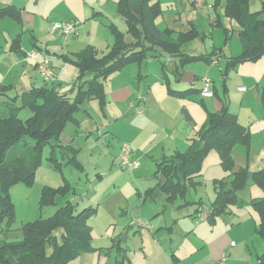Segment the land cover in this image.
Segmentation results:
<instances>
[{"label": "rangeland", "instance_id": "rangeland-1", "mask_svg": "<svg viewBox=\"0 0 264 264\" xmlns=\"http://www.w3.org/2000/svg\"><path fill=\"white\" fill-rule=\"evenodd\" d=\"M118 1L69 0L70 3L85 4L86 13L91 17L89 19L77 20L78 18H75L76 20L67 22L50 19L51 23L42 24L36 15L27 18V21L31 23V28L33 21L36 23L34 24L37 31L35 33L41 47L52 44L50 41L57 39L61 48L65 50L63 54L58 53L59 57L50 54L51 59L58 61L61 65L54 64L51 60L54 65L51 66L58 74L67 70L68 74L74 75L70 72L72 70L70 68L75 65L66 61L61 55L70 56L72 59V54L88 47H95L100 53L107 52L112 47L114 35L110 25L115 24L122 31L126 29L121 26L122 16L118 11ZM196 1L198 0H159L161 7L156 17V24L162 31L166 29L174 31L173 37L176 40L180 33H189L192 36L191 43L183 47L187 53L194 55L222 53V57L211 64L192 62L193 66L197 68V72H195L197 76L211 80V91L214 94L202 98L203 94L198 92L194 94L195 98L189 100L169 97L167 105L175 104L174 100L182 101V108L188 110L193 117V120H189L184 112L183 125L186 122L192 124L195 120L199 127H202L208 117L209 108L210 111L216 112L217 109L220 110L227 104L229 111L237 115L239 122L246 127L251 136L249 144H237L238 147L236 146L237 148L233 152L235 165L238 168L247 166L252 170L254 169L252 164L259 166L264 163V104L258 91V88H264V55L256 61H237L234 65H229V59H238L244 52L239 35V25L226 17L225 0H205V6L200 10L193 4ZM18 3L24 2L19 1ZM50 4L51 1L47 3L44 1L37 6L30 4L29 7L30 11L37 12L43 11L45 6ZM249 4L250 10L253 12H259L263 6L261 0H250ZM56 6L57 4L54 2L50 9H55ZM61 7L66 10L72 9ZM52 12L56 13L54 10ZM261 16L264 17V14ZM44 21L47 22V20ZM0 22V47L7 45L4 35L1 34L2 29H5L3 30L4 34H7L13 28L17 29L23 45L32 46L30 39L34 38L33 32L24 21L23 24H20L11 18H6ZM10 24H12V28H10ZM58 24H75L78 33H72L69 37H65L60 30L53 31L54 26ZM55 34L57 35L52 38ZM72 35L75 37L70 38ZM79 37L81 38L79 39ZM75 41L76 43L73 44ZM26 53L22 56L23 59H25V55L30 57L32 51ZM33 53L39 55L40 52ZM167 63L170 83L173 88L185 90L192 87L194 81L189 79L180 82V85L177 84L176 76L172 73L173 65L169 61ZM126 68H128L127 73H123L127 74L126 78L131 77V73L141 68L139 70L142 75L140 85L144 92L141 95L149 94L147 95L149 103H143L140 108L160 105L157 97L165 90L162 86L164 83L162 62L149 59L141 67L133 64ZM185 74L186 72L184 76ZM40 77L39 80L44 85V78L41 75ZM193 77L194 75H192V79ZM76 78L77 75L72 78L67 75L66 82L63 80L66 84L62 82V86L71 89ZM143 79H146L147 84H144ZM135 84L138 86V80L135 81ZM239 86H245L247 91H240ZM201 87H205L202 80L197 82L196 88L201 89ZM72 95L73 93H70V96ZM90 102L96 108L99 107L98 101H89L85 103L81 112L92 106ZM18 105H21V102H18ZM124 111L137 117H124L123 110L118 109L116 110L118 120L113 117L106 119L105 114L96 109L93 114V119L96 122L89 123L91 128L81 129L85 136L77 141V145L82 148L78 153V160L83 166L82 171L78 170L75 163L68 162L62 157L60 158L62 164L60 169L51 165L49 159L52 146L43 147L35 184L29 187L21 182H14L10 187V196L14 206V221L10 228L7 222L1 224L3 233L0 234V241H21L23 225L53 217L61 205L67 200H72L77 204V212L84 211L90 206L97 208V211L90 219V224L93 227L90 245L93 250L82 253L70 264H150L162 259L161 254H165V252L172 254V248L175 249L177 255H182L185 264H212L205 250L197 252H193V250L200 247L201 237L212 235L213 228L216 236L219 239L221 237V241L226 239L229 245L234 242L235 246L239 248L241 245L245 247V242L250 243L256 260L257 252L263 253L264 251V240L259 231L260 221L257 209L253 204L259 186L252 180H248L238 192V202L231 205L226 213L220 215L215 224H211L208 220L197 223L190 216L176 221L173 217L166 219L171 209L176 215H180L186 214L187 211L191 212L197 205L204 208L210 207L216 198L215 181L228 177L231 172L224 170L218 151L213 149L208 152L204 161L203 176L196 180L199 183L196 185H193L191 181L187 183L185 199L181 194H178L177 202L169 204L166 201V194L160 189L155 191L153 197L146 198L147 189L156 186L154 175L158 166L153 159L154 155H157L155 159L161 157L158 154V145L161 143L173 145L177 135L180 136L182 126L177 131V135L175 133L170 140L171 128L160 126L159 129H154L153 124L143 120L148 118L149 113L146 112L143 115L128 105ZM32 114L30 109L25 108L19 113V117L26 120ZM72 126H68L69 129L67 128L65 133L71 135ZM177 127L178 121L172 128L176 129ZM197 131L195 130L192 138L197 135ZM154 133H157V136ZM134 137L138 139L134 144L136 151L138 154L142 153V157L144 156L143 158L134 157L140 162V166L136 170L122 167L117 160L122 144L128 143L135 149L131 144ZM87 140L88 142H86ZM189 144L190 142L188 146L184 147V151L189 148ZM153 146L156 147L155 150L152 149ZM140 168H142L141 172ZM67 182L75 188L74 194L72 192L61 193L54 198L48 196L43 198V190L46 186L58 189ZM262 193L261 190V195ZM185 201L192 203L190 207L181 211L176 210L175 206ZM158 208H160L159 213L156 211ZM164 220L166 227L161 225ZM141 222L149 224V227H141ZM198 227L203 230V233H200L199 229L196 230ZM58 234L61 237L62 233L58 232ZM191 253L195 254L190 255ZM240 254L235 257L236 261L233 264L251 263L250 252H246L247 257ZM226 260L227 258H222L220 262Z\"/></svg>", "mask_w": 264, "mask_h": 264}, {"label": "trees", "instance_id": "trees-1", "mask_svg": "<svg viewBox=\"0 0 264 264\" xmlns=\"http://www.w3.org/2000/svg\"><path fill=\"white\" fill-rule=\"evenodd\" d=\"M225 1L226 17L239 25V35L244 46L242 55L238 59H229V65L237 61H256L264 55V17L261 16L264 14V0H261L263 6L259 12L250 10V0ZM160 7L159 0H119L118 11L127 30L124 32L117 25H110L114 43L107 52L100 53L95 47H88L72 54V59L61 55L78 70L77 78L68 92L61 91L56 82L48 83L45 80L42 87H33L20 93L15 92L13 86L0 85V234L3 233L2 223L7 222L10 228L14 221L10 187L14 182L29 187L35 184L44 146H52L49 159L51 165L60 169L62 157L75 163L78 170H83L78 160L79 150L72 146L64 147L59 141L67 125L77 122V113L82 110L85 102L96 100L102 110L105 108L106 83L112 75L130 65L141 67L149 59H156L162 62V79L170 97L189 100L198 92L203 94L204 88H196L198 78L188 89L173 88L167 62L174 61L172 73L176 81L181 82L188 64H211L221 58L222 53L194 55L184 51L183 47L191 43L192 36L180 33L176 40L173 37L174 31L160 30L156 24ZM5 18L23 24L21 11L14 6L0 9V20ZM13 49L21 54V37L15 39ZM261 100L264 104V90L261 92ZM25 108L33 114L22 120L19 113ZM184 111L187 118L192 120L190 114ZM208 111L205 123L197 135L190 139L189 148L186 151H175L157 162L158 170L154 175L156 186L148 189L145 197H153L155 191L160 189L166 194L168 203H176L178 194L185 199L187 183H199L196 180L203 176L207 154L214 149L220 155L224 170L231 172L228 177L215 181L216 198L207 208V220L215 224L220 215L238 202V192L248 180H252L264 193V169L252 171L247 166L237 168L233 152L237 144H249V131L239 122L237 115L229 111L227 104L220 111ZM70 192L74 194L75 188L69 182L58 189L46 186L43 198H54ZM253 202L260 221L259 231L264 240V195L255 198ZM191 204L186 201L180 203L179 209L188 208ZM196 208V212L190 215L197 221L204 207L197 205ZM77 210V204L67 200L53 217L23 225L21 241H0V264H70L82 253L92 251L90 242L93 227L90 219L96 214L97 208L90 206L81 212ZM58 232L62 233L61 237ZM258 262L264 264V251L258 256Z\"/></svg>", "mask_w": 264, "mask_h": 264}, {"label": "crops", "instance_id": "crops-1", "mask_svg": "<svg viewBox=\"0 0 264 264\" xmlns=\"http://www.w3.org/2000/svg\"><path fill=\"white\" fill-rule=\"evenodd\" d=\"M19 1H22L24 3L20 4V3H18ZM44 1L46 3L48 1L49 2L51 1V4L49 6H45L43 11H37V12L36 11H30V7H29L30 4H32V5L34 4V6H37V4H40ZM54 2H56L57 6L55 9L51 10L50 6ZM9 6H14L21 11V17H22L23 21L26 23L27 27H29V28H31L30 27L31 23L27 21V18H29V16H32V15L38 16L40 18L42 24L43 23H51L49 21L50 19H55V20H58L59 22H64V21L67 22V21L76 20L75 18H78L77 20H83L85 18H87V19L91 18L90 15H87V13H86L87 10H86L85 4L83 5L81 3L78 5L77 3H70L69 0H67V1H64V0H0V9L6 8ZM61 6H65V8H72V9L66 10ZM90 8L94 9L93 7H90ZM53 10L56 13H53L52 12ZM33 18H35V17H33ZM44 20H47V22H45ZM34 24H36L35 21H33L32 28H31V30L33 32L32 36L34 37V38L30 39L32 46L28 45V47H27V45H23V42L21 40V50H22L21 54H24V53L27 54L26 52H28L30 50L32 51V53L35 51H38L40 53H38L39 55L36 54L37 52L35 53L37 55L36 58L29 57V56L25 55V59H23V57H22L23 55H21L20 53H18L17 51H15L13 49L14 41L18 36V31L16 28L10 29L9 33H7V34H4L3 30H5V29H2V33H1L2 35H4L5 40L7 42V45L5 47H0V85L13 86L14 91L17 93H20V92L27 90V89H32L33 87H42L43 84L39 80V79H41V77L37 71V65L39 63H42V62H48V63H50V65H53L52 61L54 62V64L60 65V63L58 61L51 59L50 54L58 56L60 53L61 54L65 53V50L63 48H61V46H60L61 44L59 43V41L57 39L51 40L50 43H52V44H47L44 47H41L39 45V40L36 37L35 32H37V31L35 30L36 26ZM121 26L126 27V24H125L123 18H122ZM10 28H12V24H10ZM126 30H127V27L124 30V32ZM56 35L57 34L53 35L52 38H54ZM73 37H75V36L72 35L70 38H73ZM80 38L81 37H79V39ZM75 43H76V41L73 42V44H75ZM72 52H78V51H72ZM169 63L171 65H173V68H174V61L169 60ZM70 69H72L70 72L73 73L74 75L68 74L67 70L61 71L59 74L56 72L57 73L56 83L58 85H60L59 89L63 92L70 91L69 90L70 88L68 89V87L62 86L64 83L63 80H65V82H66V79H65L66 76L68 75L70 78H72L75 75H78V70L75 66L73 68H70ZM127 69L128 68H125L121 72L115 73L114 75L111 76V79L108 80L109 82L107 81V83H106L107 104H106L105 108L102 110L100 105L98 108H96V106L92 102H90V103H92V104H90L92 106L89 109L86 108L82 112L80 110V112H78L79 114L77 113V117H76L78 123L77 122H71L68 124V126L73 125L71 130H70L71 135L65 133L68 126L66 127L65 131L61 135V138L59 141V143L61 145H63L64 147L72 146V147L78 149L79 152H81L80 150L82 148H79L77 145V141H79L80 139H82L85 136V133L81 129L84 130L87 128H91L89 126V123L96 122L93 119V116H94L93 114H94V112H96V109H97V111H99V110H100V112L102 111L105 114L106 119L108 117L109 118L113 117L114 119L118 120L117 113H116V110H118V109L123 110L124 117H128V116L137 117L136 115H131L129 113H126V111H124V109L126 108V105L130 106L131 104H134L140 108V106L143 103H146V104L149 103L147 101L148 100L147 95H149V94L145 93L146 95H141V94H144V92H142L143 89H141V85H140L141 84L140 78L142 77V75H141V73H139V70L141 68H139L136 72L131 73V75H130L131 77H129V78H126L125 75H127V74H123V73H127L126 72ZM185 72H186V74H185V76H183L181 82H183L187 79L195 81V78H198L199 82H200V80H202L204 82V80H203L204 78H201L200 76L196 75L195 72H197V68L194 67L192 63L188 64L185 67ZM192 75H194L193 79H192ZM136 80H138V86H136V84H135ZM142 81H144V84H147L146 79H143ZM64 84H66V83H64ZM177 84L180 85V82H178ZM193 84H194V82H193ZM162 86L165 88V90H164V92L159 94V96L157 97V98H159V102H160L159 104L160 105H158V106H155V105L146 106V108L143 109L142 114L144 115V113L147 112V114L149 113V116L147 119H143V118L142 119L147 120L148 123H150V124H153V126H155L154 129H159L160 126H163L166 128H171L172 129V132H171L172 135H170V138H169L170 140L172 139V137L175 133L177 135V131L181 129V126H182V130L180 131V136L177 135V139L174 140L173 145H166V144L163 145V143L158 145V148H159L158 154H160L161 157H159V159H155V158H157V155H154L155 157L153 160H154V162H156V164L158 161H160L164 157L172 155L173 152H175V151H184V147L188 146L190 139L192 138V136H194L193 134H194L195 130L201 129V127H199L198 123L195 120H194V123H192V124L186 122V124L183 125V123L185 121V116H184V112H185L184 109L185 108L184 109L182 108V101L174 100L175 104L167 105V104H169L168 98L170 96L167 94L166 87L164 86V83ZM239 87H245V86H239ZM262 90H264V88L263 89L258 88V91L260 94H261ZM246 91H247V89L245 91H242V92H246ZM142 96H144L146 98L145 102L140 100ZM203 98H204V96H203ZM165 99H166V101H165ZM87 102H89V101H87ZM87 102H85V103H87ZM164 102H166V103H164ZM170 103H171V100H170ZM209 110H211V109L209 108ZM217 110L220 111L222 109H220V110L217 109ZM186 111L188 112V110H186ZM174 112H175V114H174ZM190 116L192 117L191 114H190ZM166 118H167V120H166ZM192 120H193V117H192ZM176 121H178V127L176 129H173L172 127ZM154 134L157 136V133H154ZM137 140L138 139L136 137H134V140L131 142V144L134 148H135L134 144L137 142ZM86 142H88V140ZM237 147H235V149ZM152 149L155 150L156 147H154ZM235 149H234V151H235ZM120 152H121V148H120ZM120 152H119V155H120ZM134 152H135V155L132 156L134 160H135L134 157H137V158L142 157V153L138 154V151H136V148L133 149V153ZM169 152H172V153H169ZM119 155H118V157H119ZM118 157H117V160H118ZM252 165L254 167V169H252V171L264 169V163H262L259 166L258 165L254 166V164H252ZM141 169L142 168H140V170H139L140 172H141ZM148 189H150V188H148ZM259 189L260 188H258V190H257V197L256 198H261V196L263 197V195H264V193H262V195H261V190H259ZM169 204H174V203H169ZM179 205H180V203H178L175 206L176 210H178V211L185 210V209H179ZM196 210H197V208L195 207L191 212L187 211L186 214L176 215L175 212H173V209H171L170 214L168 215V217L166 219L173 217L174 221H176L177 219L187 218L188 216H190L193 220H195V218L193 216H191L190 214L196 212ZM156 211L159 213L160 208H158ZM163 222L164 223H161V225L163 224L164 227H166V225H165L166 221L164 220ZM139 225H140V223H139ZM170 225H172V223H170ZM140 226L144 227V226H142V224ZM198 229H199L200 233H203V230H200L201 229L200 227L196 228V230H198ZM214 231L215 230L213 228L212 232H211L212 235L209 237H206V235L201 237L200 247L194 249L193 252L205 250V253L210 257V261H212V264H219L221 259L224 258V256L226 255L227 256L226 257L227 263H226V261H224V264H233L236 261L235 257L238 256L239 253H241L240 255H242L243 257H247L246 252L248 251V252H250V255H251L250 256V258H251L250 264H259L258 256L261 253H258L256 251L257 252V259L255 260L256 256L253 254V252L251 250L250 243L245 242L246 243L245 247H243V245H241L239 248H237L235 246L236 243L234 246H232V244L229 245V243L227 242L226 239L221 241V237L219 239V237L216 236ZM232 243H234V242H232ZM234 247H236V248H234ZM238 249H239V251H237ZM171 252H172V254L171 253L169 254L168 252H165V254H161L162 259L156 260L150 264H185L183 261L184 258L182 257V255L181 256L177 255L174 248L171 249ZM189 252H192V251H189ZM193 254H195V253H193ZM193 254L191 253L190 255H193Z\"/></svg>", "mask_w": 264, "mask_h": 264}, {"label": "built area", "instance_id": "built-area-1", "mask_svg": "<svg viewBox=\"0 0 264 264\" xmlns=\"http://www.w3.org/2000/svg\"><path fill=\"white\" fill-rule=\"evenodd\" d=\"M204 6H205V0H198L195 2V7L199 10L203 9ZM209 8H211V6H209ZM54 30H60L65 37H69L72 33H76V34L78 33L75 24H58L54 26L53 31ZM30 57L36 58L37 55L35 53H31ZM37 66H38L37 67L38 73L44 78L46 82L48 83L56 82L57 74L54 72V70L49 65V63L43 62V63H39ZM204 84H205V87L203 90V96L213 95V91H211V80L204 79ZM239 90L245 91L246 88L239 87ZM140 100L145 102L146 98L142 96ZM130 107L136 110V112L138 113H143V109H140L138 106L134 104H131ZM132 156H133V149L131 145L128 143L122 144L121 152L118 157V161L120 165L128 169H133V170L138 169V167L140 166V162L138 160H134ZM207 217H208V210L203 208L200 210L197 222L205 221L207 220ZM141 224L142 226L149 227V225L145 222H141ZM234 245L235 243H232V246ZM226 257L227 256L225 255L224 258L226 259ZM219 264H224V262H219Z\"/></svg>", "mask_w": 264, "mask_h": 264}]
</instances>
